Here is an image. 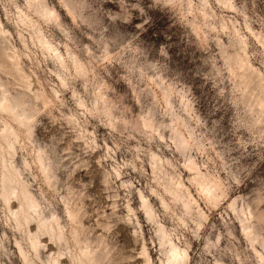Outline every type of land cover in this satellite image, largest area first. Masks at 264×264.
I'll return each instance as SVG.
<instances>
[{"label":"rangeland","instance_id":"rangeland-1","mask_svg":"<svg viewBox=\"0 0 264 264\" xmlns=\"http://www.w3.org/2000/svg\"><path fill=\"white\" fill-rule=\"evenodd\" d=\"M46 2L58 22L0 0L27 75L0 69V81L33 120L30 134L0 110L17 133L0 148V190L13 164L63 241L18 224L19 199L0 196V264H79L84 247L102 264H145L144 243L167 264L160 227L189 264H264V89L245 76L248 63L264 85V0Z\"/></svg>","mask_w":264,"mask_h":264},{"label":"bare ground","instance_id":"bare-ground-1","mask_svg":"<svg viewBox=\"0 0 264 264\" xmlns=\"http://www.w3.org/2000/svg\"><path fill=\"white\" fill-rule=\"evenodd\" d=\"M27 4L29 5V7L34 8V10L41 17H44L47 20H53L54 22L59 21L58 12L55 11L54 9H51L50 6L47 4L46 0H27ZM24 19L25 18H23V20ZM29 22H31V21H29ZM23 23H24V21H23ZM38 33H39L38 37H39L41 43H43L46 47L50 48L48 41L45 40V38L43 37L41 32H38ZM10 36H12V35L9 33V31L5 30V28L3 27V20L0 18V69L1 70L5 69V71H6V69H8L12 73H20V77L26 81L27 75H25L24 71L22 72V69H21L20 64L18 62V58L20 55L16 49L12 48V46L8 40V37H10ZM57 57L61 58V56L59 54L57 55ZM60 62H61V60H60ZM246 69L252 70V75H249L247 73L245 74V76L247 78L251 79V83L249 85H253L258 89H264V85L262 83L263 75L261 74V72H259L256 69H253V66L249 65L248 63H246ZM28 84L29 83H27V85ZM258 100H259L260 106L263 108L262 111L264 113V99L259 96ZM28 109H30V108H28ZM28 109H27L26 102L23 101V96H18V95L13 96V95L9 94L8 90L4 87V85L0 81V110L3 113L5 112L10 117H12L15 120V123H17V122L20 123L31 134L32 129H33V125H32L33 120H32V116L29 115L30 110H28ZM3 127L4 128L2 130L0 129V148H2L1 145H3V143H4L5 145L8 146V148L10 150H13L14 149V143L17 140L16 139L17 133L8 124H5V126H3ZM39 155H41V154H39ZM39 157H38V159H40ZM2 158H3V156H2ZM6 162L7 161H5V163ZM9 167H10L9 173L7 170V173L2 175V180H1L2 186H1V190H0V196L4 200V203H6L7 207H10V201L13 199V196L16 197L17 199H19L20 208L17 212L13 213L17 223L19 224L23 220L26 224H29L31 221L34 220L38 224L39 232H42L44 234H48L50 237L56 238L62 242L63 241V235H62V231H61L62 229H61V226L59 225V223L57 221H55V225H53V224L48 223L45 220V218L43 217V215L41 214V212L39 210V204L36 202L32 193H30V191L28 189V185L25 184L22 180H20V175L18 174L19 172L17 173V170L13 164L9 165ZM188 168L191 171H195L197 173V175H199V176L202 175L201 172L199 171L197 165L194 162L189 163ZM195 181H197L198 185L201 186V189H202L203 188L202 183H201L202 181L199 179V177L196 178ZM177 190H178L177 194H179L181 196L188 195L190 198V193H189L188 188L184 189L182 187V185H179ZM203 191H204L207 199H209L213 202L216 200V198L218 196L216 191L205 189V188L203 189ZM140 198H141L142 202L144 203V207L146 209L148 204L145 202V196L142 193L140 194ZM186 208L188 210H190V205L188 203L186 204ZM148 214L150 216L153 215L152 213H148ZM243 229L247 230V227H244ZM159 232H160V235L162 236V240H163L162 244H161L162 247H164V248L167 246L170 247V250L168 251L169 256H167V264H189L190 263L189 252L185 249H183V250L180 249L171 240H169L167 238L166 229L164 227H160ZM246 236L250 240H253L256 238V235L252 230H249ZM30 238H31V246L33 247V249H35L37 251V249L41 245L39 238H38V233L31 234ZM77 241L79 242V240H77ZM19 250L21 253H23V250L21 247L19 248ZM142 255L145 258V264H152V257L150 255L145 243L142 246ZM100 257L101 256L94 254L91 250L84 247V248L80 249V255L78 257V262H79V264H102V260ZM52 260H53V264H63L57 258H53Z\"/></svg>","mask_w":264,"mask_h":264},{"label":"snow or ice","instance_id":"snow-or-ice-1","mask_svg":"<svg viewBox=\"0 0 264 264\" xmlns=\"http://www.w3.org/2000/svg\"><path fill=\"white\" fill-rule=\"evenodd\" d=\"M130 2H135V0H130ZM149 24L148 20H143V23L140 25L141 29H143L144 27H146ZM262 72H264V69H262Z\"/></svg>","mask_w":264,"mask_h":264}]
</instances>
